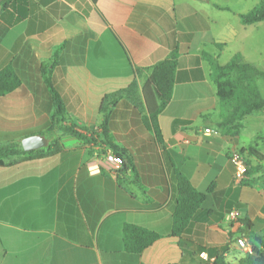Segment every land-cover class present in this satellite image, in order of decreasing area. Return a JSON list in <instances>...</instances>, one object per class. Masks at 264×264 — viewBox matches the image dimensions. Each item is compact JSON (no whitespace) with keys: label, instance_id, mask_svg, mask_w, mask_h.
Returning a JSON list of instances; mask_svg holds the SVG:
<instances>
[{"label":"crops","instance_id":"crops-1","mask_svg":"<svg viewBox=\"0 0 264 264\" xmlns=\"http://www.w3.org/2000/svg\"><path fill=\"white\" fill-rule=\"evenodd\" d=\"M259 2L0 0V71L14 64L22 78L0 98V145L22 146L49 127L43 65L69 100L70 122L101 135L103 97L142 84L178 52L172 100L159 116L162 145L137 111L120 105L109 138L128 152L127 166L111 167L101 140L62 135L60 153L0 167V264H208L215 257L207 250L225 245L229 262L247 255L236 243L242 222L264 236V111L248 116L237 138L224 135L210 59L225 65L241 54L259 68L264 22L241 21ZM252 146L262 158L245 153L248 171L236 184L230 155ZM178 175L210 193L174 237ZM234 209L238 221L228 218ZM126 225L158 239L131 252Z\"/></svg>","mask_w":264,"mask_h":264},{"label":"trees","instance_id":"trees-1","mask_svg":"<svg viewBox=\"0 0 264 264\" xmlns=\"http://www.w3.org/2000/svg\"><path fill=\"white\" fill-rule=\"evenodd\" d=\"M244 25L264 22V0L252 11L241 15ZM212 81L216 87V96L223 116L217 123L219 130L233 139L240 136L245 128L244 121L248 116L264 111V70L247 62L239 54L234 56L227 64L221 65L216 59L211 58ZM178 52H172L169 57L156 63L150 68L149 77L140 84L136 79L124 89L107 94L103 97L99 109L102 128L100 135L96 130L82 127L80 132L77 125L69 120V100L65 97L63 89L54 76L50 65L40 68L43 83L50 95V122L49 127L41 132L48 140L46 148L25 152L19 143L0 145V167L11 166L15 163L39 159L60 153L63 150L61 139L58 136L71 135L72 137L88 143L100 141L108 146L117 156L122 166H127V151L109 138L113 127L114 109L120 105H128L137 111L145 127L154 133L157 142L163 144V136L159 125V116L172 100L174 87L177 81ZM22 86V78L14 64L0 71V98L15 92ZM91 135L92 138L88 137ZM245 150L241 151L244 155ZM247 152L262 158L255 147H250ZM247 162V160H246ZM248 164V162H247ZM177 203L173 214L172 236H181L194 215L208 198L210 192L200 191L182 175L177 178ZM240 238H247L253 245L252 254H247L236 263L229 262L225 254L229 246L208 249L209 255L215 257L208 264H264V236L257 233L250 222H242ZM158 235L142 227L126 225L124 227V242L126 248L134 253H141L154 241ZM236 239V241H237ZM260 246L263 250H259ZM205 250V249H202Z\"/></svg>","mask_w":264,"mask_h":264},{"label":"built area","instance_id":"built-area-1","mask_svg":"<svg viewBox=\"0 0 264 264\" xmlns=\"http://www.w3.org/2000/svg\"><path fill=\"white\" fill-rule=\"evenodd\" d=\"M204 133L207 135H213L217 134V131L207 128L205 129ZM229 160L235 168L236 184H239L244 179V176L248 171V164L246 162V158L241 152L235 151L230 155ZM106 161L111 165V167L115 169H119L122 166L121 160L117 156H115L111 151L107 153ZM228 218L232 221H238L240 218V211L238 209H234L228 214ZM236 243L238 247L245 251L247 254H252L253 247L250 240H248L247 238L240 237L237 239Z\"/></svg>","mask_w":264,"mask_h":264},{"label":"water","instance_id":"water-1","mask_svg":"<svg viewBox=\"0 0 264 264\" xmlns=\"http://www.w3.org/2000/svg\"><path fill=\"white\" fill-rule=\"evenodd\" d=\"M49 140L44 135H33L22 140V148L25 152L46 148Z\"/></svg>","mask_w":264,"mask_h":264},{"label":"rangeland","instance_id":"rangeland-1","mask_svg":"<svg viewBox=\"0 0 264 264\" xmlns=\"http://www.w3.org/2000/svg\"><path fill=\"white\" fill-rule=\"evenodd\" d=\"M261 36L263 37V39H264V34H263V32L261 33ZM264 40H261V45H260V47H261V50L264 52V42H263ZM259 65V68L261 69V70H264V57H262V60L260 61V63L258 64ZM244 153H247V150H245V152Z\"/></svg>","mask_w":264,"mask_h":264}]
</instances>
